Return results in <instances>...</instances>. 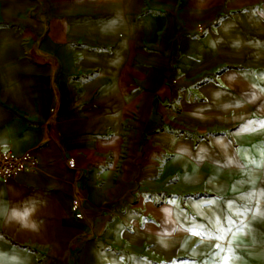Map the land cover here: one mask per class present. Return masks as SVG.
<instances>
[{"label":"crops","instance_id":"0c3cea01","mask_svg":"<svg viewBox=\"0 0 264 264\" xmlns=\"http://www.w3.org/2000/svg\"><path fill=\"white\" fill-rule=\"evenodd\" d=\"M0 149V264H264V0H0Z\"/></svg>","mask_w":264,"mask_h":264},{"label":"built area","instance_id":"2783aa9c","mask_svg":"<svg viewBox=\"0 0 264 264\" xmlns=\"http://www.w3.org/2000/svg\"><path fill=\"white\" fill-rule=\"evenodd\" d=\"M38 165L39 160L34 155L18 156L0 149V180L14 179L21 172H34Z\"/></svg>","mask_w":264,"mask_h":264},{"label":"rangeland","instance_id":"374dc122","mask_svg":"<svg viewBox=\"0 0 264 264\" xmlns=\"http://www.w3.org/2000/svg\"><path fill=\"white\" fill-rule=\"evenodd\" d=\"M256 6H258V5H256ZM247 8L246 7H242V9L240 10V11H244V10H246ZM236 11H239V10H235L234 12H236ZM228 14H230V13H228ZM223 16V15H222Z\"/></svg>","mask_w":264,"mask_h":264},{"label":"snow or ice","instance_id":"6c2138e0","mask_svg":"<svg viewBox=\"0 0 264 264\" xmlns=\"http://www.w3.org/2000/svg\"><path fill=\"white\" fill-rule=\"evenodd\" d=\"M238 223V222H237ZM217 247H219V245H217ZM225 264H227V257H225Z\"/></svg>","mask_w":264,"mask_h":264},{"label":"bare ground","instance_id":"6f19581e","mask_svg":"<svg viewBox=\"0 0 264 264\" xmlns=\"http://www.w3.org/2000/svg\"><path fill=\"white\" fill-rule=\"evenodd\" d=\"M202 27V25H199L198 28Z\"/></svg>","mask_w":264,"mask_h":264}]
</instances>
